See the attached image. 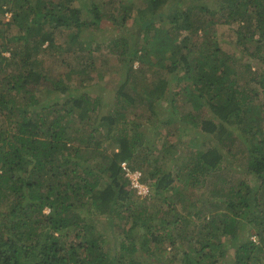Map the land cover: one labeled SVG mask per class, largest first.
<instances>
[{"label": "trees", "instance_id": "trees-1", "mask_svg": "<svg viewBox=\"0 0 264 264\" xmlns=\"http://www.w3.org/2000/svg\"><path fill=\"white\" fill-rule=\"evenodd\" d=\"M77 1L85 4L0 0V18L11 13L4 29L19 26L13 43L3 42L7 31L0 29V264H218L226 259L220 233L239 239L243 222L252 226L258 241L248 237L241 242L232 264H264V0H143V8L123 3L113 13L109 7L115 10V3L98 0L91 18ZM117 13L123 21H117ZM104 19L121 25L128 35L110 37L105 46L95 38L94 48L89 43L94 34L84 32ZM216 19L237 24L238 43L250 61L247 77L234 55L212 50L217 34L208 35L206 29ZM56 31L64 35V43L57 44ZM69 50L76 70L58 76L44 71L48 59L51 67L63 68L59 59ZM85 50L92 57L80 63ZM110 55L130 64L126 80L109 78L93 87L104 74L98 57L106 63ZM160 64L174 77L183 75L179 90L173 91L172 80L161 75ZM49 97L53 103H45ZM204 101L208 116L197 111L184 119L198 129L203 150L192 153L176 176L162 167L151 169L149 155L157 139L149 142V133L163 124L162 111L185 115L188 107ZM143 104L147 117L139 119L137 113L132 120L130 112L134 115ZM91 118L100 134L74 127ZM92 143L102 166L78 168L74 159ZM110 147L111 152H100ZM227 155L241 157L251 179L242 180L235 198L228 200L232 214H211L204 226L187 235L175 234L171 226L176 224L164 220L156 224L159 228L152 227V214L127 190L121 168L128 161L132 170H141L155 196L179 179L193 183L190 178L197 172L221 174ZM86 207L91 216H107L110 236L86 224L79 214ZM84 231L90 233L88 240ZM183 242L187 251L175 249L176 255L167 257L170 245Z\"/></svg>", "mask_w": 264, "mask_h": 264}, {"label": "rangeland", "instance_id": "rangeland-1", "mask_svg": "<svg viewBox=\"0 0 264 264\" xmlns=\"http://www.w3.org/2000/svg\"><path fill=\"white\" fill-rule=\"evenodd\" d=\"M85 4L84 5H78L80 2H75L76 5L83 11V15L88 16L89 18L92 17L94 11L92 10V5L95 1L98 0H81ZM104 3H107L109 6L112 3L116 4V9L114 10L113 7H109L111 12L117 11L122 9L121 6L123 3L130 4L134 9H140L144 7L143 0H104ZM118 14V13H117ZM118 22L123 21V15L118 14ZM11 18V13H8L4 17L0 18V29L1 31H7L6 38L3 39V42H9V41H15L17 39V35L19 33V26H14L11 28L4 29V25L8 23V21ZM85 18V16H84ZM128 25L133 27V24L129 21ZM211 27H207V33L209 34H217L216 36V42L213 44V49L218 51V54L226 53V54H232L236 58L237 65H242L239 68L240 73L244 77H247L249 73V70H247V64L249 65V60L246 57V52L242 45L238 43L237 40V24L231 23L226 24L222 23L219 19L215 20V24H213ZM167 27V25H164L161 29H164ZM130 29V31L132 30ZM86 32H84V35H88L89 33L94 34L93 36L89 37V43L90 45L93 44V47H96L95 38H98V43L100 45L105 46V42L108 41V39H116L117 37H121L122 35H128L125 33L124 29L121 27V25H117V23H114L112 20L109 21L107 19H104L103 22L99 24V26H87ZM132 32H134L132 30ZM57 35V44L64 43V35L61 34L60 31L55 32ZM125 33V34H124ZM129 34H132L131 32ZM138 36V35H137ZM139 37V36H138ZM137 37V38H138ZM153 37V33H152ZM63 38L62 40H60ZM11 41V42H12ZM66 41H69V37ZM116 41V40H113ZM141 43H144V39L142 36H140ZM158 42V41H157ZM13 43V42H12ZM85 46L87 44H84ZM248 47L250 49H254V45L248 44ZM161 48L164 49V46H161ZM76 50V49H74ZM92 50V48H91ZM253 51V50H251ZM88 50H85L80 55V63H85L87 58H91L92 56L90 53H88ZM100 50L98 51V53ZM105 48L103 47L102 51L100 53H104ZM93 55V53H92ZM111 56V55H110ZM59 59V57H57ZM60 61H64L63 68H60L59 65L55 66L54 68L51 67L50 60L48 59L44 66V71L46 69H50L54 75L58 76L60 74H63L71 69H77L78 63L74 59V53L73 51L69 50V53H62ZM78 60V59H77ZM251 60V58H250ZM99 66L102 64L103 66V73L100 74L99 77L96 78V81L94 83L93 87L97 88L98 85H102L106 82H108L109 78H117L118 83H122L126 80V77L128 75V71L130 70V64L128 62L122 63L118 57L111 56L106 63L96 62ZM69 65H72L69 67ZM69 67V68H68ZM139 68V67H137ZM102 69V68H101ZM139 70V69H137ZM161 75H165L170 81L172 85V90L177 91L180 84L184 82L183 75L181 76V79L178 76H175L173 74L165 72L163 70L162 65L160 64L159 69ZM255 70V68H254ZM258 71V70H256ZM108 91V90H107ZM37 95H43V92L36 93ZM109 96V92H107V97ZM53 98L49 97L45 100V103H48V100H51ZM53 103V100H51ZM199 106H190L186 110V114L182 115L179 112H175L172 109L163 110L161 119L163 120V124H159L160 127L158 130L154 133H149V142L153 143L155 139L157 141L155 142L156 148L153 146V152L149 155V157L152 159V167L151 169L160 168L162 167L163 172H170L173 175L176 176V174L180 171V169H184L185 166L189 163V159L191 160L192 156L191 154L195 151L203 150V147H201L202 142L198 140V129L193 128V126L185 121L184 119L186 117H192L197 111H201L202 115L208 116V107H206V102L204 101L202 104L199 102ZM37 107H39V104H37ZM173 107V106H172ZM137 112L135 114H132V111L130 114H132L129 117L134 120L136 117V114L139 115V119L146 118L147 110L146 106L143 104L142 106L138 107ZM191 112V113H190ZM103 114V112L100 110L99 114ZM192 114V116H191ZM211 115V114H210ZM190 119V118H189ZM148 120V119H146ZM95 118H91L90 120L82 121L81 123L77 122V124L74 126L75 128L78 127V129L83 128L87 132H92L94 129H98L97 125H95ZM155 121V119H154ZM75 128L73 130H75ZM152 129V128H150ZM72 130V132H73ZM101 129H98V132L96 134H100ZM90 148H86L85 150H82L78 156L74 159V161L79 162L78 168L80 166H88L89 164H96L97 168L101 167L103 160L102 158H96L95 152H98L97 150H94V143L90 145ZM171 148V149H170ZM110 150V151H109ZM111 152L112 148H103L100 150V152ZM99 152V154H100ZM226 159H228V163L223 166L224 171L219 174V171L216 172H210L207 174H202L197 172L196 177L193 181V183L188 184L186 182H183L182 180H178L175 183L172 184V186L167 191H160L156 193L155 196L151 197V199H141L137 195H135V199L138 200L143 204V208L146 206V211L148 214H152L153 218L151 219V223L153 225H156L160 222V220H164V222H171L176 224L173 226L174 228L171 229L174 231L175 234L183 233L180 235H187L188 233H191L196 229V226H204L205 221H207L210 218L211 214L216 215L220 212H228L232 214V211L229 209L227 203L228 200L235 198L234 193L240 189L239 186L240 183L243 181H247L251 179V177L247 174L245 171V161L241 157H232L230 158L228 155L226 156ZM128 162V161H127ZM196 161L194 160V163ZM129 163V162H128ZM154 166V167H153ZM226 167L232 168V173H227ZM181 170V171H182ZM180 171V172H181ZM185 177V176H184ZM192 178V177H191ZM190 178V179H191ZM223 178H229L228 183H224L221 179ZM248 183H252L250 180ZM102 185V184H101ZM104 185H102L103 187ZM128 189V188H127ZM232 193V194H231ZM237 197V195H236ZM184 201V204L181 203V201ZM90 201V200H86ZM91 202V201H90ZM189 207V208H187ZM255 211L247 210V212L251 213ZM80 215L87 220L86 224L96 227V230L99 233H104L105 236L111 234V231H109V226L107 225L108 219L105 217H99L97 216H91L88 213V207L86 209H81L79 211ZM196 213H199L196 215ZM252 214V213H251ZM248 215V214H247ZM90 218L92 220H90ZM152 227H158L152 226ZM81 229L77 228V233L79 234ZM252 231L255 232L252 229V226H249L248 222H243L241 224V227L239 229V233L237 236L241 233L239 236V239L237 238H227L223 233H220L224 237L222 241L221 248L224 249L226 253V259L224 261H220L218 264H232L233 255L236 252V248L240 246L241 242H244L249 239L251 240H257V236L252 234ZM244 232V234H242ZM74 235H71L75 239V232ZM85 234V239L88 240L90 237L89 232H83ZM203 234V232H202ZM245 235V236H244ZM249 235V236H248ZM236 236V237H237ZM84 238H80L79 242L83 241ZM179 241V236H177V242ZM109 244V242H108ZM170 252L168 253L167 257L172 259V256L175 254V249H178L177 251H187L188 250V244L183 242L181 246H172L167 248ZM179 251V252H180ZM217 254V253H216ZM140 256H137L139 259ZM136 258V257H135ZM173 263V262H172ZM171 263V264H172Z\"/></svg>", "mask_w": 264, "mask_h": 264}, {"label": "clouds", "instance_id": "clouds-1", "mask_svg": "<svg viewBox=\"0 0 264 264\" xmlns=\"http://www.w3.org/2000/svg\"><path fill=\"white\" fill-rule=\"evenodd\" d=\"M138 63H136L137 65ZM126 165V168L130 171V175L127 174V172L124 170L123 165ZM121 168H122V172L124 175V178L127 179L129 185L127 186V190L132 192L134 195H137L138 197H140L141 199H151V197L154 196V188L152 187V185L150 183H148L145 179H144V174L141 170H132L130 167V163H128L127 161H123L121 162ZM196 175H193L191 179H195ZM138 181L147 191V194L144 196L142 194H139V189L134 187V183ZM48 212V210L46 211ZM257 241V240H254Z\"/></svg>", "mask_w": 264, "mask_h": 264}, {"label": "built area", "instance_id": "built-area-1", "mask_svg": "<svg viewBox=\"0 0 264 264\" xmlns=\"http://www.w3.org/2000/svg\"><path fill=\"white\" fill-rule=\"evenodd\" d=\"M123 167H124V170L127 172V174L130 175V171L126 168L125 164L123 165ZM134 187L139 189V194H142L144 196L147 194L146 189L138 181L134 183Z\"/></svg>", "mask_w": 264, "mask_h": 264}]
</instances>
